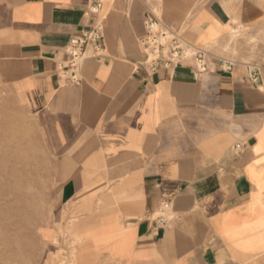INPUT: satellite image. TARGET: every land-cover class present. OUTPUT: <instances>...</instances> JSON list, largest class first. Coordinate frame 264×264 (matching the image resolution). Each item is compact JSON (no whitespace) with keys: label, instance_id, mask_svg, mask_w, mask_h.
<instances>
[{"label":"crops","instance_id":"crops-1","mask_svg":"<svg viewBox=\"0 0 264 264\" xmlns=\"http://www.w3.org/2000/svg\"><path fill=\"white\" fill-rule=\"evenodd\" d=\"M151 11L214 52L240 34L232 67L149 68ZM0 77L57 162L49 248L64 231L73 264H264V0H2Z\"/></svg>","mask_w":264,"mask_h":264},{"label":"rangeland","instance_id":"rangeland-1","mask_svg":"<svg viewBox=\"0 0 264 264\" xmlns=\"http://www.w3.org/2000/svg\"><path fill=\"white\" fill-rule=\"evenodd\" d=\"M241 37L231 33L222 52L209 51L216 61L231 59ZM59 185L56 160L44 150L12 86L0 77V264H73V238L61 231L56 248H49L42 236L54 222Z\"/></svg>","mask_w":264,"mask_h":264},{"label":"built area","instance_id":"built-area-1","mask_svg":"<svg viewBox=\"0 0 264 264\" xmlns=\"http://www.w3.org/2000/svg\"><path fill=\"white\" fill-rule=\"evenodd\" d=\"M99 4L91 7L93 13H97ZM147 35L141 39V44L146 53L145 63L149 68L155 70L161 66L175 68L181 64L194 60L200 72L208 69V59L212 56L209 49L196 47L187 42L180 31L166 26L155 11H151L146 20ZM103 24L99 21L96 25L86 30L72 46L70 59L67 64L61 67L62 74L71 80L77 81L78 69L81 62L87 57L91 46L96 52L101 51ZM229 70L232 67L231 61L219 60ZM244 144L237 143L236 149H241ZM167 209L160 210L157 222L167 223Z\"/></svg>","mask_w":264,"mask_h":264}]
</instances>
